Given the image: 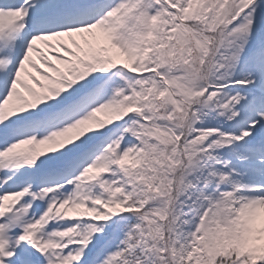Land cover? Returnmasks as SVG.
I'll return each mask as SVG.
<instances>
[{
  "label": "snow or ice",
  "instance_id": "snow-or-ice-1",
  "mask_svg": "<svg viewBox=\"0 0 264 264\" xmlns=\"http://www.w3.org/2000/svg\"><path fill=\"white\" fill-rule=\"evenodd\" d=\"M0 264H264V0H0Z\"/></svg>",
  "mask_w": 264,
  "mask_h": 264
}]
</instances>
